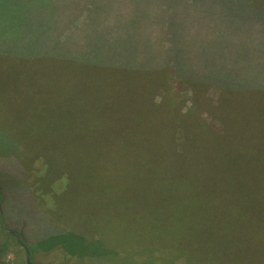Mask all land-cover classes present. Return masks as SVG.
<instances>
[{
	"label": "rangeland",
	"instance_id": "rangeland-1",
	"mask_svg": "<svg viewBox=\"0 0 264 264\" xmlns=\"http://www.w3.org/2000/svg\"><path fill=\"white\" fill-rule=\"evenodd\" d=\"M253 1V14L264 20V0ZM77 54L80 60L86 57ZM106 54L107 50L102 55ZM54 55L29 61L0 56V141L8 146L9 136L14 139L24 134L25 149H31L29 159L35 160L29 181H24L21 162L14 157L2 158L1 168L13 174L0 175L3 190L19 203L16 220L5 216L4 222L20 236L19 223L34 210L32 205L41 200L49 207L51 202L46 216L49 221L60 230H66L60 226L67 224V231L98 246L104 243L106 253L76 256L65 253L63 247L62 252L43 250L32 243L29 248L35 251L36 264H154L151 253L159 258L166 251L182 260L179 263L264 264V87L258 90L264 86V71L242 77V84L257 86L251 88L255 93L229 96V101L223 100L213 109H218L219 115L213 116L206 109L201 113L217 134L225 125L226 133L219 137L203 135L205 142L196 148L194 157L203 160V169H208L217 156L210 185H202L209 189V195L200 199L201 185L196 182H191L185 193L178 183L172 186L167 180L170 173L191 166L177 157L172 150L173 140L167 136L166 120H175L174 110L162 112L161 122H145L155 119L156 114H151L157 110L153 103L165 97L163 87L150 92L153 76L116 68H102L91 75L76 57H66L65 52ZM125 55L120 58L116 54L110 62L121 61L119 66L123 67L128 60L123 58ZM170 83L180 96L178 104H184L182 109L187 111L194 100L191 90L176 80ZM203 91L204 97L222 101L218 100V89ZM236 128L255 131L260 136L244 139L233 134ZM193 142L194 138L190 145ZM104 143L106 149L102 147ZM129 143L130 149L124 145ZM131 147H136V154L144 158L140 165L126 162L132 158ZM102 158L110 164L109 170H102ZM48 168L62 170L63 187L59 189L58 183L47 185L43 188L53 194L42 197L32 186ZM107 200L130 204V214L118 211L122 206L110 207L101 227V232H106L103 238L92 227L98 224L101 214L93 218L80 214L86 206L90 209ZM238 203L244 205L243 211L229 215L231 207L238 208ZM90 222L92 226L87 224ZM69 224L81 229H70ZM5 243L0 259L5 264H24L26 249L20 240L10 237ZM79 246L84 255L85 250ZM130 247L137 258L130 254ZM156 262L175 264L167 258Z\"/></svg>",
	"mask_w": 264,
	"mask_h": 264
},
{
	"label": "trees",
	"instance_id": "trees-1",
	"mask_svg": "<svg viewBox=\"0 0 264 264\" xmlns=\"http://www.w3.org/2000/svg\"><path fill=\"white\" fill-rule=\"evenodd\" d=\"M255 4L253 0H0V56L23 58L29 61V58L53 54L56 56L59 52H65L66 57L72 55L76 57L78 63L84 64V70L87 69L91 75L99 73L102 68H105V71H112L115 68L125 72L135 71L136 74L148 72L154 80L151 82L153 88L150 92L153 93L163 87L165 97L164 104H160L163 101L153 103L157 108L155 112H151L156 114L155 119L145 122H161L162 112L174 110L175 120L171 117L166 120L167 136L173 140L172 150L177 157L186 160L191 166V169L183 168L174 174L170 173L167 180L172 182V186L178 183L183 192L191 182H196L201 185L198 197L203 199L208 197L209 189L202 185H210L212 168L217 156L208 169H203V160L194 157L197 154L196 148L205 142L202 140L203 135L213 134L219 137L226 133V125L223 131L217 134L201 117V113L206 109L213 116L219 115L218 109H213L223 100L229 101V96L239 93V97H242L255 93L256 90L252 89L257 86L242 84V77L249 73L264 71V20L253 14L252 7ZM105 50L108 54L102 55ZM77 53L86 55L85 59L80 60ZM115 53L121 55L120 58L122 54H126L123 56L128 59L124 61L125 66H119L121 61L110 62L112 61L110 57L116 58ZM170 78L185 84L191 90L194 100L187 111L182 109L184 104H178L180 96L175 94ZM230 78L237 83L230 82ZM261 87L262 89L258 90H263L264 86ZM205 89H214V91L218 89L221 92L218 100L222 101L216 102V98L204 97ZM163 105L166 106L162 107ZM250 133L238 128L233 130V134L244 139L260 136L255 131ZM20 135L14 139L9 138L8 135L12 146L8 144L6 146L0 141V175L11 173V171L6 172L8 168H1L2 158L14 157L23 165L21 178L29 181L31 163L35 160L29 159L31 149H25L22 141L25 135L19 137ZM193 138L194 142L190 145ZM215 144L216 142L213 145ZM105 145L104 143L102 146L104 149L107 148ZM124 145L130 149V143ZM138 147L144 148L140 144ZM131 150L132 158L131 160L129 158L127 163L131 162L135 166V163L140 165L141 161L144 162L142 155L136 154V147H131ZM211 153L215 154V149H212ZM168 160L171 161V157ZM101 163L103 171L111 168L105 158H102ZM62 173L61 169L48 168L40 175V179H34L33 184L37 183V185L32 186L33 191L36 188L42 197L52 195L51 190L43 187L56 183L59 184V189L61 185L63 187L64 173ZM2 181L3 179L0 178V224L2 225L0 253L6 248L5 242L10 237L20 240L21 245L26 249L24 264H36L35 251L29 248L32 243L43 250L59 249L62 252L64 248L65 253L76 256L106 253L104 243L100 245L98 242V246L94 241L67 231L65 227L67 224L60 226L66 230L58 229L55 222L49 221L46 217L50 214L51 202L48 207L41 200L36 201L37 205H32L34 210L29 216H24L22 223H19L20 236H18L8 224H5L4 218L13 216L16 220L19 203L9 191L3 190ZM27 189L30 193L29 183ZM109 202L110 200L101 201L90 209L86 206L84 212L80 214L88 218L101 214L97 225L93 223L92 226L91 222L87 224L103 238L106 232L102 233L101 227L106 223L105 219L110 207L122 206L124 208H117L118 211H127L126 213L130 214V204ZM236 205L238 208L232 206L229 215L236 216L240 209L243 211V204ZM36 208L39 211H36ZM69 226L70 229L77 231L81 229L79 225H76L77 229L71 224ZM79 245L85 250L84 255ZM148 245L153 246L154 243ZM106 246L107 244L105 248ZM152 253L154 264L157 263L156 260L161 261L162 258H167L175 264L182 262L175 258L171 251L159 255V258H156L155 252ZM130 254L138 257L131 247ZM0 264L5 263L0 259ZM179 264L190 263L184 261ZM214 264H230V262ZM238 264H247V262Z\"/></svg>",
	"mask_w": 264,
	"mask_h": 264
}]
</instances>
